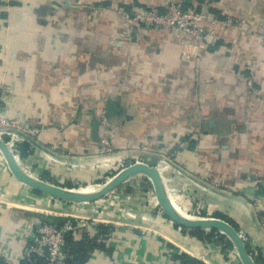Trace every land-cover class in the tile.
<instances>
[{
    "label": "crops",
    "instance_id": "0c3cea01",
    "mask_svg": "<svg viewBox=\"0 0 264 264\" xmlns=\"http://www.w3.org/2000/svg\"><path fill=\"white\" fill-rule=\"evenodd\" d=\"M194 1L241 26H216L217 45L185 58L180 32L145 28L129 40L116 11H163L171 0H0V91L11 90L3 104L43 130L20 145L28 175L71 187L128 162L157 167L173 205L193 217L223 215L264 264V0ZM103 111L109 155L99 151ZM47 200L0 157V251L19 258L34 222L55 217ZM103 216L92 218L97 247L86 264H181V254L242 264L220 232L184 231L157 216L143 233Z\"/></svg>",
    "mask_w": 264,
    "mask_h": 264
},
{
    "label": "built area",
    "instance_id": "2783aa9c",
    "mask_svg": "<svg viewBox=\"0 0 264 264\" xmlns=\"http://www.w3.org/2000/svg\"><path fill=\"white\" fill-rule=\"evenodd\" d=\"M185 4L187 7H185ZM123 19L128 39H133L145 28L158 30H177L181 35V45L185 58L201 56L209 48H213L219 41L216 26L223 24L228 27H239L241 22L232 18L222 20L210 10L205 3L198 4L192 0L189 4L183 0H171L165 10L158 9L126 11L116 10ZM252 70V67L249 68ZM249 70V71H250ZM247 90H253L252 81L245 84ZM11 94L9 88L0 91V131L9 142H6L17 160L20 161L21 147L26 136L39 135L43 130L35 125L22 121L19 117H11L6 112L3 97ZM100 124V152L103 155L114 153V144L110 138L112 128L106 112L99 114ZM95 226L91 218H75L73 216L55 215L38 218L29 228L28 244L19 258L11 259L7 252L0 251V261L6 264H68L67 238L83 239L89 237V229ZM88 235V236H87ZM77 239V240H78ZM96 241H100V238Z\"/></svg>",
    "mask_w": 264,
    "mask_h": 264
},
{
    "label": "rangeland",
    "instance_id": "374dc122",
    "mask_svg": "<svg viewBox=\"0 0 264 264\" xmlns=\"http://www.w3.org/2000/svg\"><path fill=\"white\" fill-rule=\"evenodd\" d=\"M0 137L5 142L10 141V138H8L1 131ZM0 157L2 158V162H4L6 169H8V171L11 173L8 162L4 157L1 149ZM128 165L132 164H129L128 162L123 167H129ZM123 167L119 171H122V169H124ZM117 173L119 172L113 171L112 174L109 173L106 176H103L102 179L96 183L81 184L79 186L71 187H62L73 190H79L83 188L85 189L87 187H90L96 191L103 187L106 183H108L115 175H117ZM45 196L49 198V200L46 201L45 208L48 211V214H52V216H73L75 218L84 217L92 219L94 218V214L102 217L103 214L106 213L105 217L103 216V218L108 221H114L111 226L115 225L124 229L139 228V230H141V232L143 233L149 232V230L154 227V221L157 216L161 217L162 219L165 218L168 221L170 220L164 215L157 201L153 183L145 174H136L132 176L130 179L127 180L126 183L119 186L110 194L106 195L100 200L87 203V205H80L77 203L61 201L52 198L51 196L46 194ZM108 214H110L111 216ZM175 226H177V228L181 227L177 224ZM181 228H183L184 231L196 230L195 232H197V230H201L189 229L186 227ZM219 241L230 243L231 240L228 236L223 237L222 235H220Z\"/></svg>",
    "mask_w": 264,
    "mask_h": 264
},
{
    "label": "water",
    "instance_id": "95a60500",
    "mask_svg": "<svg viewBox=\"0 0 264 264\" xmlns=\"http://www.w3.org/2000/svg\"><path fill=\"white\" fill-rule=\"evenodd\" d=\"M0 149L8 162L11 174L24 186L31 188L41 194L49 195L52 198L69 203H77L80 205H87V203L100 200L113 192L119 186L126 183L127 180L132 176L136 174H145L152 181L157 201L164 215L169 218L171 222L189 229H201L209 231L215 230L225 234L233 243V246L242 264H257L253 255L249 252L243 237L230 223L217 218L193 217V219H186L179 216L173 209L171 201L164 190L161 174L157 167L150 166L145 163L133 164L117 173V175H115L96 193L91 195H82L73 189L64 188L62 186L48 183L28 175L20 166L19 161L9 148L8 144L1 137Z\"/></svg>",
    "mask_w": 264,
    "mask_h": 264
},
{
    "label": "trees",
    "instance_id": "16d2710c",
    "mask_svg": "<svg viewBox=\"0 0 264 264\" xmlns=\"http://www.w3.org/2000/svg\"><path fill=\"white\" fill-rule=\"evenodd\" d=\"M202 1H205V0H202ZM100 180H97L96 182H99ZM219 218L229 222V220L225 219L223 215H220ZM198 231L199 230H197V232ZM106 232H107L106 229L103 230L102 235L107 234ZM213 232H217V231L213 230ZM73 239L74 238L70 236L67 238V243H68L67 251L69 254V260L67 263L68 264H86L90 257V254L96 249L97 244L93 242V239L91 237H85L83 239H78L76 241ZM179 260L181 264H204L203 262L197 259H194L186 254H181L179 257ZM256 262L257 264H261L260 261L258 260H256ZM39 264H44V263L40 261Z\"/></svg>",
    "mask_w": 264,
    "mask_h": 264
},
{
    "label": "bare ground",
    "instance_id": "6f19581e",
    "mask_svg": "<svg viewBox=\"0 0 264 264\" xmlns=\"http://www.w3.org/2000/svg\"><path fill=\"white\" fill-rule=\"evenodd\" d=\"M167 172V171H166ZM76 192H78L79 194H82V195H91V194H94V193H96L98 190H93L92 188H90V187H87V188H83V189H79V190H75ZM172 196V195H171ZM171 199H174V197H171ZM174 205H173V203H172V201H171V204H172V206H173V209L175 210V212L179 215V216H181V217H183V218H186V219H193V217H191L190 215H187V214H184L179 208L181 207L180 205V203L179 202H177V201H174ZM175 206V207H174Z\"/></svg>",
    "mask_w": 264,
    "mask_h": 264
}]
</instances>
